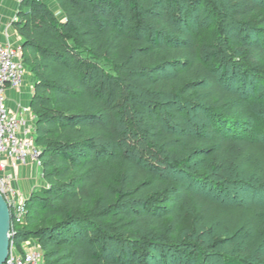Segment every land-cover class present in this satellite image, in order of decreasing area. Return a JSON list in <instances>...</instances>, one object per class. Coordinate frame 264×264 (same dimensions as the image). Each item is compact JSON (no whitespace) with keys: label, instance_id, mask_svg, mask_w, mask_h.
Here are the masks:
<instances>
[{"label":"trees","instance_id":"1","mask_svg":"<svg viewBox=\"0 0 264 264\" xmlns=\"http://www.w3.org/2000/svg\"><path fill=\"white\" fill-rule=\"evenodd\" d=\"M56 1L64 21L41 0H22L14 24L35 79L31 109L46 183L27 200L14 243L37 240L45 264H211L171 244L179 216L156 202L169 200L167 169L196 176L190 159L206 155L207 168L223 174L254 143L243 127L264 137V25L254 20L263 2L218 0L233 8L230 25L243 34L223 40L238 53L231 59L194 37L211 0ZM188 114L210 122L206 136ZM130 124L143 127L148 156L139 142L128 146ZM201 193L193 198L207 218L216 205ZM248 257L264 264V251Z\"/></svg>","mask_w":264,"mask_h":264},{"label":"rangeland","instance_id":"2","mask_svg":"<svg viewBox=\"0 0 264 264\" xmlns=\"http://www.w3.org/2000/svg\"><path fill=\"white\" fill-rule=\"evenodd\" d=\"M209 2L208 5L202 6L206 17L201 27H196L193 31L196 42L205 50L214 49L216 46L223 47L222 50L232 59L238 53L235 52L232 44H224L223 40L228 38L229 42L243 35L239 27L232 23L230 25L232 20L228 16L233 8L218 0ZM258 2V4L262 2L264 4V0ZM261 13L262 19L254 20L264 25V10ZM258 67L264 74V60ZM260 83L264 103V82ZM262 109L264 110V106ZM151 112L164 114L166 109H154ZM187 119L191 127L197 128L200 135L206 136L205 128L210 122H202L192 114H188ZM261 123H264V115H262ZM243 128L246 130V135L252 137L254 143L245 155L239 156L226 173L212 172L207 168L208 157L195 155L190 159L191 165L188 171L196 176H189V174L184 176L167 169L171 183L169 200L167 203L156 202L166 210L174 209L179 216L180 223L177 233L169 238L171 244H176L183 253L201 252L204 254L205 261L211 264H222L224 256L245 260L246 264H258L254 258L248 256H252L257 251H264V182L262 181L264 177V137L256 136L251 127ZM128 130H130V135H127L126 140L128 146L139 142L141 144L138 148L139 152H144L145 156H148L147 151H144L145 131L141 124H130ZM151 160L153 157H150ZM195 180L202 182V185L193 186ZM36 183L44 184L43 176L39 175ZM209 183L213 185L212 189L208 187ZM40 184L34 188L32 194L40 192L43 188ZM181 185H184L186 190L184 195H180ZM199 191H202L201 194L207 196L216 205L213 213L207 218L201 215L193 198V193ZM170 200L176 201L173 207L169 203ZM179 264H187V262L184 259Z\"/></svg>","mask_w":264,"mask_h":264},{"label":"built area","instance_id":"3","mask_svg":"<svg viewBox=\"0 0 264 264\" xmlns=\"http://www.w3.org/2000/svg\"><path fill=\"white\" fill-rule=\"evenodd\" d=\"M27 74L22 46L0 43V194L10 207L12 219L11 248L5 264H45L37 240L29 239L21 248L13 240L15 227L24 223L28 213L27 201L20 198L14 187L15 174L31 165L42 167L32 110L23 108L21 113H14L7 106V91L20 89Z\"/></svg>","mask_w":264,"mask_h":264},{"label":"crops","instance_id":"4","mask_svg":"<svg viewBox=\"0 0 264 264\" xmlns=\"http://www.w3.org/2000/svg\"><path fill=\"white\" fill-rule=\"evenodd\" d=\"M22 0H2L0 2V43L13 46H22V39L15 29L18 12ZM47 4L56 14L57 18L64 21L65 16L60 10L56 0H41ZM35 79L28 71L22 87L18 90L9 89L7 91V106L11 112L21 113L23 108L31 109V100L34 93ZM32 110V109H31ZM37 122V120H36ZM43 176V168L31 165L19 169L16 172L14 187L22 200H28L32 191L39 184L36 183L38 176ZM45 187L46 183L40 184ZM24 243V242H23Z\"/></svg>","mask_w":264,"mask_h":264},{"label":"water","instance_id":"5","mask_svg":"<svg viewBox=\"0 0 264 264\" xmlns=\"http://www.w3.org/2000/svg\"><path fill=\"white\" fill-rule=\"evenodd\" d=\"M12 219L10 207L0 194V264H5L11 248Z\"/></svg>","mask_w":264,"mask_h":264}]
</instances>
